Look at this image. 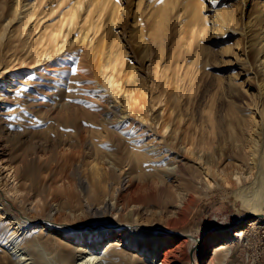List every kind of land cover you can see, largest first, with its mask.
<instances>
[{
    "label": "rangeland",
    "instance_id": "374dc122",
    "mask_svg": "<svg viewBox=\"0 0 264 264\" xmlns=\"http://www.w3.org/2000/svg\"><path fill=\"white\" fill-rule=\"evenodd\" d=\"M15 1L0 0V50L6 41L3 24L11 17ZM31 1L36 15L23 37L28 32L38 37L45 25L60 27L67 12L76 9L72 35L102 40L97 59L85 67L88 73L100 83L114 70L121 78L119 101L114 97L118 104L112 102V108L122 113L126 106L132 110V119L140 113L154 122L147 137L155 136L154 143L162 141L165 130L166 136L183 130L204 140L213 167L228 180L216 176L215 184L194 192L189 204L187 199L181 201L175 177L164 179L162 185L147 164L140 167L125 159L127 148L116 140H101L119 121L116 125L113 114L105 113L96 92L83 90L77 113L68 111L63 119L44 113L30 126L0 133L12 154L9 162L0 159V195L6 206L18 216L37 217L41 222L43 213L53 209L52 222L78 232L101 231L113 223L129 222L135 215L138 223L152 231L154 241L169 237L171 246L179 243L176 264H189L187 256L194 264H208L201 241L209 233L215 241L228 228H244L248 233L243 240H234L226 264H264V223L251 227L255 215L235 193L254 180L249 166L251 136L264 129V94L248 74L254 53L264 42L259 35L264 29V15H259L264 0ZM250 21L256 37L245 33ZM70 25L65 24L63 31ZM65 60L74 67L78 58L71 53ZM99 91L106 93L102 84ZM132 95L136 101L129 103ZM61 133L73 136L63 143L56 138ZM98 142L105 147L97 146ZM9 163L18 168L19 182L12 177ZM93 164L104 166L112 176L110 182L120 186L114 207L97 216L87 212L85 193L76 182L88 175ZM234 171L240 180L232 176ZM59 203L70 204L67 208L74 215L66 208L59 210ZM186 233L198 238L196 245L189 237L185 242L182 234Z\"/></svg>",
    "mask_w": 264,
    "mask_h": 264
},
{
    "label": "bare ground",
    "instance_id": "6f19581e",
    "mask_svg": "<svg viewBox=\"0 0 264 264\" xmlns=\"http://www.w3.org/2000/svg\"><path fill=\"white\" fill-rule=\"evenodd\" d=\"M262 3L264 5V1ZM32 5L31 0H16L11 17L3 24L6 41L0 50V133L30 126L32 120L44 113L60 119L68 111L71 114L77 113L80 102L78 99L82 91L91 90L105 104V113L113 114V122L117 125L119 121L115 129L106 131L101 136V140L104 137L116 140L119 146L127 148L128 155L125 159L140 167L147 164L159 176L162 185L165 183L164 179L175 177L174 181L179 183L182 190L181 201L187 199L189 204L194 198V192L215 184L216 176L228 180V176L213 167L211 156L209 157L208 152L206 154L207 150L204 151L207 144L204 140L183 130L173 136H166L165 130L160 135L163 144L159 145L161 142H153L156 140L155 136L147 140L154 122L140 113L137 118L132 119V110H127L126 106L122 113H118L117 107L112 108L111 103H116L118 99L117 88H121V78L117 77L114 70L115 73L110 71L103 75L105 82L100 83L95 74L88 73L90 70L85 67L92 66L97 59L102 40L99 38L96 41L88 34L83 38L72 35L76 26L73 24L77 22L76 9L67 12L60 27L45 25L38 37H33L31 32L23 37L28 23L36 15ZM259 15H264V10ZM67 23L73 27H68L70 29L65 32L63 28ZM245 33L248 36H257L254 35L252 21L246 26ZM70 35L72 36L68 38ZM259 35L264 40V29ZM251 44L254 45V42ZM71 53L78 58L74 67L65 64V59ZM118 53L113 55L121 56ZM118 63L117 65L121 62ZM73 68L76 69L75 73ZM248 74L254 77L260 92L264 94V42L254 53ZM100 84L106 90L105 95L99 91ZM127 101H136V97L132 95ZM119 117L120 120H117ZM72 136L61 133L56 138L64 143ZM93 142V146H96V141ZM97 146L103 148L105 144L98 142ZM10 149L9 143L0 137L2 161H10ZM249 156V166L255 172L254 180L249 185L240 187L235 193L242 200L245 209L255 215L250 220L251 227L255 228L264 223V129L251 136ZM9 166L13 170L12 177L19 182L18 168L12 163ZM123 171L121 170L120 176ZM232 174L235 179H241L239 172L234 171ZM111 178L110 172L104 166L93 164L88 175L76 181L77 188L85 193V206L91 216L106 214L109 208L114 207L120 186L111 183ZM64 196L69 197L65 192ZM56 207L59 210L66 208V211L74 215V211L67 208L70 204L59 203ZM52 210L43 213L45 217L42 222L37 217H21L6 206L0 195V264H176L179 260V243L171 246L173 240L169 237L154 241L150 238L152 231L138 223L135 215L129 222L113 223L101 231L91 229L78 232L52 222ZM133 213L136 214L137 211ZM247 233L248 230L244 228H228L215 241L213 234L209 233L199 244L203 259L209 257L208 260L205 259L208 264H226L234 240ZM182 236L185 242L189 237L193 245L198 241L192 233ZM211 241L214 242L210 244ZM186 258L189 264H194L191 258ZM195 264L199 262L196 261Z\"/></svg>",
    "mask_w": 264,
    "mask_h": 264
},
{
    "label": "built area",
    "instance_id": "2783aa9c",
    "mask_svg": "<svg viewBox=\"0 0 264 264\" xmlns=\"http://www.w3.org/2000/svg\"><path fill=\"white\" fill-rule=\"evenodd\" d=\"M245 238V236L244 237H239V238H237V240H243Z\"/></svg>",
    "mask_w": 264,
    "mask_h": 264
},
{
    "label": "snow or ice",
    "instance_id": "6c2138e0",
    "mask_svg": "<svg viewBox=\"0 0 264 264\" xmlns=\"http://www.w3.org/2000/svg\"><path fill=\"white\" fill-rule=\"evenodd\" d=\"M72 71H73V73H75L76 69L73 68Z\"/></svg>",
    "mask_w": 264,
    "mask_h": 264
},
{
    "label": "water",
    "instance_id": "95a60500",
    "mask_svg": "<svg viewBox=\"0 0 264 264\" xmlns=\"http://www.w3.org/2000/svg\"><path fill=\"white\" fill-rule=\"evenodd\" d=\"M252 215V214H251ZM254 215V214H253Z\"/></svg>",
    "mask_w": 264,
    "mask_h": 264
}]
</instances>
